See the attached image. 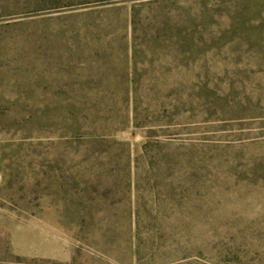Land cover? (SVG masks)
I'll return each mask as SVG.
<instances>
[{"label":"rangeland","instance_id":"obj_1","mask_svg":"<svg viewBox=\"0 0 264 264\" xmlns=\"http://www.w3.org/2000/svg\"><path fill=\"white\" fill-rule=\"evenodd\" d=\"M130 91L141 111L207 97L208 129L157 139L255 145L226 153L246 168L126 174L101 141L141 155L145 129L109 127ZM135 218L144 241L156 221L218 236L204 264H264V0H0V264H139Z\"/></svg>","mask_w":264,"mask_h":264},{"label":"trees","instance_id":"obj_2","mask_svg":"<svg viewBox=\"0 0 264 264\" xmlns=\"http://www.w3.org/2000/svg\"><path fill=\"white\" fill-rule=\"evenodd\" d=\"M129 82L133 87L138 86V81L135 77L132 79L128 78V83ZM189 83H191V81L184 83L181 80L173 78L168 80V90H179L180 87L183 88ZM96 97L100 101L104 100L106 104L115 103L116 101L115 95L111 93H107L106 95L97 94ZM128 97L132 101L133 108L128 112L125 110L120 112L117 117L120 121L116 125L109 127H118L122 129L131 125L139 129H145V134L149 139L144 142L141 155L132 158L129 145L125 142L115 140L101 141L104 147H109V151H111V148H114V150L120 152L121 156L118 157L117 163L118 166L123 168L126 174H131L135 171L138 172L142 167L151 170L163 169V171L184 169L189 173H191V171L210 170L223 165L224 159L222 157H226L228 159L227 161H230L226 162V164H230L234 169L246 168V157L239 160H232L226 153L231 149H246L254 147L255 145L243 144L241 147L231 144L217 145V143H210L213 139L207 136L197 138V141H194L192 138H187L185 140H176L172 138H167L165 140L157 139L161 136H180L185 133L190 134V132L193 131L204 132L208 129L213 119L220 113H223V111L208 107L205 103L207 102V97L201 96L198 98L204 105H200L197 108L170 105L165 108H156L153 111H151L152 109L141 111L136 104H134L136 103V98L132 91L128 93ZM193 100H195V98L192 96L182 98L181 96H175V94L170 98L171 102L180 104L184 101L190 102ZM113 117V115L108 116V119H113ZM108 122L110 123V120H108ZM106 135V132H104L103 134L95 135V138L104 140L102 136L104 137ZM110 160H112L111 155L107 157V162ZM238 161L244 163L238 165ZM255 165L256 163L254 161L249 163L251 167ZM130 184H134L133 180L130 181ZM132 225L134 227L133 243L136 247L135 255L136 258H138L139 264L144 260L146 261V259L149 260L148 264H204L201 261L204 256V248L208 245L211 247L218 237L207 234L202 236L197 244H192L189 236V239L175 238V233L187 230L190 223L183 222L182 224L180 222L166 223L164 221H156L147 224V226H149V229H147L151 233L144 241V239L141 238L140 232L144 226L136 218L132 221ZM145 244L148 245L150 253H153L151 258H140V251ZM182 247H185V250H183ZM159 252L164 253V257L155 261L156 258L154 257L158 255L157 253Z\"/></svg>","mask_w":264,"mask_h":264}]
</instances>
